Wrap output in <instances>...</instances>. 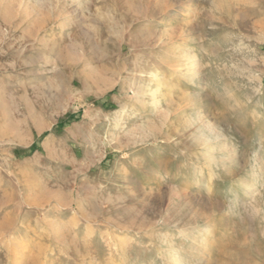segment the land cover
<instances>
[{
  "label": "rangeland",
  "instance_id": "obj_1",
  "mask_svg": "<svg viewBox=\"0 0 264 264\" xmlns=\"http://www.w3.org/2000/svg\"><path fill=\"white\" fill-rule=\"evenodd\" d=\"M261 56L264 0H0V264H264Z\"/></svg>",
  "mask_w": 264,
  "mask_h": 264
},
{
  "label": "bare ground",
  "instance_id": "obj_2",
  "mask_svg": "<svg viewBox=\"0 0 264 264\" xmlns=\"http://www.w3.org/2000/svg\"><path fill=\"white\" fill-rule=\"evenodd\" d=\"M188 7V6H187ZM187 11V10H186ZM188 12V11H187ZM188 14V13H187ZM189 33V32H188ZM187 35V34H186ZM191 37H192V35H191ZM187 40H188V38H187ZM187 51V50H186ZM189 51V50H188ZM180 52V51H179ZM181 54L183 53V52H180ZM188 53V54H187ZM186 53V55H187V57L189 58H187V57H185L187 60H185L184 59V57H180L181 59H184L185 61H187L186 62V64L185 65H189V64H191L189 67H188V73H186L185 74V72H182V70H179V71H177L176 73H179V75H181V76H185V75H188L189 77H190V79H191V81L192 82H196V76H197V71L195 70V60H193L192 59V56L194 55L193 54V51L192 50H190L189 52H187ZM185 55V56H186ZM183 56V55H182ZM178 57V56H177ZM177 57H176V55H175V58L177 59ZM181 59H177L178 60V62H180V61H183V60H181ZM175 61V60H174ZM177 61H176V63H178ZM183 63V62H182ZM261 63H263L264 64V56H261ZM171 64V63H170ZM173 64H174V62H173ZM184 64V63H183ZM174 67H175V65H173ZM183 66V65H182ZM176 68H181V63H179L178 65H177V67ZM174 70H175V68H173ZM176 70H178V69H176ZM185 71V70H184ZM146 73H149V76L151 77V79H150V84H149V86L147 87V89H146V91H145V93H147V95H149L150 97H151V99H152V104L154 105V106H156V107H158L157 105H158V87L156 86L157 85V82H158V85L160 84V83H165V81H162V75H161V72L159 71V70H153V71H147V69H146V67L143 65V63H142V61H140V62H138V63H136V77H135V81H134V86H135V88L137 87H140L141 86V83H142V80H143V78L145 77L144 75H146ZM173 73H175L174 71H173ZM175 75V74H174ZM198 77V76H197ZM178 78V77H177ZM176 80V79H175ZM139 89V88H138ZM143 90V89H142ZM144 91V90H143ZM143 91H138V93H142ZM137 93V94H138ZM143 94V93H142ZM137 96V95H136ZM142 97V96H141ZM195 107V106H194ZM195 112H196V114H194L191 118H189V120L191 121V123L195 126V132L197 133L198 132V134H199V138L201 137L202 138V141L204 142V143H207L208 142V144H209V142L210 141H212V139H213V137L211 136V134H213V133H211L210 134V132H213V130H210L211 129V127L209 128L207 125H206V122H204V121H202L201 119H202V112H200V111H198L197 112V110L195 109ZM126 113V110H121V111H117L116 112V114H115V117H114V125L108 130V132H107V135H106V137H108V136H113L116 132H117V130L120 128V126L122 125V122H123V120H124V118H125V116H124V114ZM105 117H106V120H110V115L109 114H106L105 115ZM158 125V124H157ZM156 125V121L155 122H146V120L143 118V119H141L140 121H138L137 122V124H136V130H139L140 128H141V131H139V133H141V134H144V135H151V134H153L157 129L156 128H159V126H157ZM139 128V129H138ZM143 128V129H142ZM213 128V127H212ZM209 132V133H208ZM214 133H215V131H214ZM198 134H196V136L198 135ZM216 135V134H215ZM198 137V136H197ZM196 140H197V138H196ZM201 141V140H200ZM202 143V142H201ZM203 144V143H202ZM207 155V154H206ZM208 156V155H207ZM207 156H205V157H207ZM201 157H203V156H201ZM198 157L195 155L192 159H191V161L187 164V166H188V170H192V169H194V168H196L197 167V163L199 164V162L197 161V160H199V159H197ZM214 159V157H212V160ZM203 160V159H202ZM208 160V159H207ZM201 164V163H200ZM210 164V163H209ZM211 165V164H210ZM215 165V164H214ZM216 166V165H215ZM213 170V169H212ZM211 172V171H210ZM229 172V171H228ZM212 173H213V171H212ZM213 175V174H212ZM247 182V181H246ZM253 186H254V184L253 183H247L246 184V186L243 188V190H242V194L243 195H247V194H249L250 193V191L252 190V188H253ZM256 187V186H255ZM177 195H179V194H177ZM235 199V198H234ZM236 203L235 204H237V202H238V197L234 200ZM176 204L177 205H179L180 206V204L178 203V202H176ZM174 205V204H173ZM179 206H177L178 207V209H179ZM181 207V206H180ZM174 208H175V206H174ZM182 208V207H181ZM196 209V208H195ZM175 210H177L176 208H175ZM180 211H178V214L176 213V211H175V213L177 214L176 216V221L178 222H176V224H179V222L182 220L181 218H184V220H185V224H192V228L194 229V230H196V231H198L204 224H207V222H209V220L211 219V215H212V212H210L211 210L209 209V208H207V207H199L198 209H196L195 210V212L194 213H189V215H191V216H185L186 214H184V216H181V214H182V212H181V209H179ZM189 212V211H188ZM191 212V211H190ZM181 213V214H180ZM188 215V214H187ZM217 216V215H216ZM174 217V216H173ZM148 220V218L145 216V218H144V221H147ZM211 222H212V220H211ZM148 223V222H147ZM209 224H210V222H209ZM208 226H210V225H208ZM189 227V226H188ZM187 229V228H186ZM208 229V228H207ZM211 229H212V227H211ZM192 230V229H191ZM202 230V229H201ZM206 230V229H205ZM209 230V229H208ZM207 231V230H206ZM205 231V232H206ZM207 234V233H206ZM211 234V233H210ZM193 236V235H192ZM200 236L201 235H199V238H200ZM208 236V235H207ZM194 237V236H193ZM202 238H204V237H202ZM153 239V238H152ZM173 239V238H172ZM171 238L170 239H164V243H165V246H163L162 244H160V246H158V248H156V249H158L159 250V254L160 255H162V257L165 259V257L166 258H169V256L171 257V253H172V240ZM193 239H196V238H193ZM207 239V238H206ZM153 240H155V238L153 239ZM200 240V239H199ZM197 241V240H196ZM195 241V242H196ZM203 241H205V240H203ZM202 241V242H203ZM208 241V240H207ZM157 242V241H156ZM197 243V242H196ZM201 243V242H200ZM193 244V243H192ZM197 245L198 244H195V245H193L192 247H191V250L189 251V253H188V258L186 259V260H178V262H177V260H176V263L175 264H189V261H190V259L191 258H193V257H195V254H197L196 252H197ZM153 246V245H152ZM198 247H199V245H198ZM175 249V248H174ZM173 249V250H174ZM175 251V250H174ZM205 255H204V257L202 258V260H201V264L203 263V262H207L209 259H210V256H211V252H210V250L209 251H206V253H204ZM174 256V255H173ZM187 256V255H186ZM162 259V258H161ZM171 259V258H170ZM163 260V259H162ZM172 260V259H171ZM164 262V261H163ZM173 263V262H172ZM191 263V262H190ZM192 263H193V261H192Z\"/></svg>",
  "mask_w": 264,
  "mask_h": 264
}]
</instances>
